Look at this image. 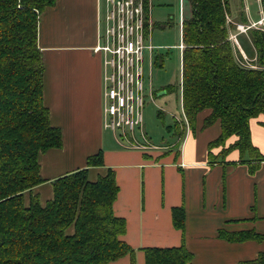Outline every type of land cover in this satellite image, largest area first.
<instances>
[{
  "label": "trees",
  "instance_id": "16d2710c",
  "mask_svg": "<svg viewBox=\"0 0 264 264\" xmlns=\"http://www.w3.org/2000/svg\"><path fill=\"white\" fill-rule=\"evenodd\" d=\"M184 1L189 7L182 22L184 112L191 127L206 109L210 113L203 127L220 122V134L207 146L209 160L216 146L223 147L225 157L238 150L239 161L253 162L254 173L264 161L250 125L252 118L264 116V29L250 27L247 34H239L248 60L230 37L237 29L227 21L232 15L230 0ZM54 3L0 0V264H108L127 254L131 264H137L135 249L121 238L126 220L113 211L119 191L115 171L109 168L96 180L89 178V167L104 165L101 150L88 156L86 167L54 179L53 196L45 204L37 194L26 202V194L46 181L40 153L63 146L62 131L51 124L44 103V63L38 45L39 15ZM261 5L264 16V0ZM239 16V22H248L246 12ZM163 61V53L154 54V64L161 66ZM178 88L168 84L155 94ZM171 128L176 135L183 133L178 122ZM232 137L235 140L228 143ZM172 215L174 225L183 230L184 207L175 206ZM219 236L230 242H264V233L253 229L222 228ZM144 252L145 264L194 260L184 243L145 247ZM245 264H264V252Z\"/></svg>",
  "mask_w": 264,
  "mask_h": 264
},
{
  "label": "crops",
  "instance_id": "0c3cea01",
  "mask_svg": "<svg viewBox=\"0 0 264 264\" xmlns=\"http://www.w3.org/2000/svg\"><path fill=\"white\" fill-rule=\"evenodd\" d=\"M149 2L152 18L153 0ZM181 9L183 22L184 0ZM104 12L105 0H55L39 15L44 103L51 124L62 131L63 146L40 153V171L46 181L26 194V202L37 194L45 204L53 196L54 179L86 167L88 156L101 150L104 165L89 167V178L96 180L109 168L115 171L119 191L113 211L126 220L121 238L135 249L137 264H145V247L183 243L194 254L193 264H245L256 258L264 252V242H230L219 236V230L264 233V161L251 173L253 162L239 161L238 150L227 155V162L209 160L208 143L221 132L219 121L203 127L209 109L199 113L178 151L127 149L113 133H106L103 61L93 50L100 41ZM262 122L264 116H259L250 125L252 141L264 155ZM165 142L178 145L177 139ZM175 206L186 211L183 230L174 225ZM108 264H131V256Z\"/></svg>",
  "mask_w": 264,
  "mask_h": 264
},
{
  "label": "built area",
  "instance_id": "2783aa9c",
  "mask_svg": "<svg viewBox=\"0 0 264 264\" xmlns=\"http://www.w3.org/2000/svg\"><path fill=\"white\" fill-rule=\"evenodd\" d=\"M150 7L149 0H105L100 41L93 49L103 61V128L122 147L142 151L168 148L155 144L144 126L147 90L152 99L155 95L151 83L145 86L147 54L151 72L155 53ZM227 21L234 22L229 16ZM234 23L239 32L247 33L250 27L264 29V16L251 25ZM231 37L238 40L237 33Z\"/></svg>",
  "mask_w": 264,
  "mask_h": 264
},
{
  "label": "rangeland",
  "instance_id": "374dc122",
  "mask_svg": "<svg viewBox=\"0 0 264 264\" xmlns=\"http://www.w3.org/2000/svg\"><path fill=\"white\" fill-rule=\"evenodd\" d=\"M181 1L183 0H153L151 3V5L153 4L152 19L156 23L152 31V43L155 47L154 54L163 53L164 61L161 66L155 64L150 72L147 54L145 63V86L149 88L151 83L154 92L157 93L168 84H176L178 87L180 86L175 92L161 95L155 94L153 99L149 96V90H147L148 92L143 112L145 130L155 144H167L168 148L166 151H178L181 147V142L185 140L187 134L193 129L182 105V49L180 47V44L182 43ZM185 7L186 13L189 12V7L186 2ZM230 7L232 15L227 16H229L234 22L238 20V23L251 25L252 22L263 17L261 0H230ZM242 11L246 12L248 22H239V14ZM235 33H237V36H240L239 34L245 32H239L238 29H236V31L232 32L230 37ZM237 39L238 40H233L231 37L233 44L240 49L244 58L248 59L242 48V44L240 43V38L237 37ZM252 50L254 52L253 47ZM251 66L254 67L255 65ZM176 122L179 123V128L182 130L181 132H183L182 134L176 135V133H174L175 129L171 128ZM106 133L112 135L111 131H106ZM176 139L178 140L177 147L173 144L168 145L169 143L165 142H175ZM222 148V146H216L213 149H217L218 152L217 154H212V162L225 161L227 156L225 157L221 154Z\"/></svg>",
  "mask_w": 264,
  "mask_h": 264
}]
</instances>
